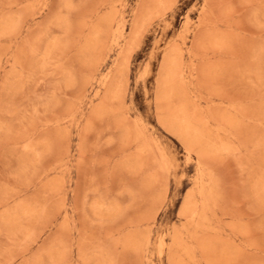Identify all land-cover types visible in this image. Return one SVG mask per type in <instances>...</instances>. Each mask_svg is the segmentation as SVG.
Listing matches in <instances>:
<instances>
[{
	"label": "rangeland",
	"instance_id": "rangeland-1",
	"mask_svg": "<svg viewBox=\"0 0 264 264\" xmlns=\"http://www.w3.org/2000/svg\"><path fill=\"white\" fill-rule=\"evenodd\" d=\"M263 187L264 0H0V264H264Z\"/></svg>",
	"mask_w": 264,
	"mask_h": 264
},
{
	"label": "bare ground",
	"instance_id": "bare-ground-1",
	"mask_svg": "<svg viewBox=\"0 0 264 264\" xmlns=\"http://www.w3.org/2000/svg\"><path fill=\"white\" fill-rule=\"evenodd\" d=\"M174 63H175V61H174ZM182 111H183V110H182ZM180 113H182V112H178V114H180ZM183 113L185 114V112H183ZM189 115H190V114H189ZM191 116H192V115H191ZM191 127H192V125L190 126V128H187V129H188V130H189V129H192L193 127H192V128H191ZM137 137H138V136H137ZM142 155H143V154H142ZM263 189H264V187H263V188H261V190H263ZM200 197H201V196H200ZM207 202H208V201H207ZM112 209H113V208H112ZM100 211H101V210H100ZM111 211H112V210H111ZM99 213H101V214H102V211H101V212H99ZM107 213H108V212H107ZM109 213H110V212H109ZM100 218H101V217H100Z\"/></svg>",
	"mask_w": 264,
	"mask_h": 264
}]
</instances>
